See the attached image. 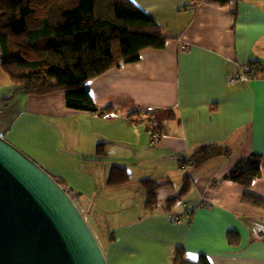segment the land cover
<instances>
[{
    "label": "crops",
    "instance_id": "1",
    "mask_svg": "<svg viewBox=\"0 0 264 264\" xmlns=\"http://www.w3.org/2000/svg\"><path fill=\"white\" fill-rule=\"evenodd\" d=\"M132 1L154 15L168 41L86 83L108 111L68 108L65 90L27 95L0 66L1 106L18 108L2 134L65 181L103 236L108 264H174L178 247L189 261L264 264V208L244 203L246 188L227 178L238 161L259 154L261 175L249 189L264 197V0ZM250 62L262 70L232 81ZM205 143L231 154L190 167L189 190L168 206L186 175L174 157ZM114 166L129 172L126 182L108 184ZM145 179L162 184L152 209ZM230 231L238 236L230 240Z\"/></svg>",
    "mask_w": 264,
    "mask_h": 264
},
{
    "label": "trees",
    "instance_id": "2",
    "mask_svg": "<svg viewBox=\"0 0 264 264\" xmlns=\"http://www.w3.org/2000/svg\"><path fill=\"white\" fill-rule=\"evenodd\" d=\"M167 41L168 36L154 15L132 0H0V66L27 95L42 96L65 90V104L74 110L108 111L110 107L96 105L86 83L123 61L138 60L145 49L164 48ZM249 64V75L255 77L262 65ZM101 147L100 144L98 152L103 153ZM230 154L228 146L205 143L190 155L185 154L190 161L188 167L177 163L188 171L212 157ZM50 174L75 201L65 181ZM260 175L261 157L253 153L238 161L227 178L246 188L242 196L244 203L264 208V197L249 189ZM184 178L180 193L167 200L168 206L189 190L190 175L186 173ZM128 179L125 168L114 166L108 184ZM141 182L147 190L146 206L152 209L162 184L153 179ZM237 236L236 232H228L230 240ZM184 253L183 247L176 249L174 264H211L206 255L195 262L187 260Z\"/></svg>",
    "mask_w": 264,
    "mask_h": 264
},
{
    "label": "water",
    "instance_id": "3",
    "mask_svg": "<svg viewBox=\"0 0 264 264\" xmlns=\"http://www.w3.org/2000/svg\"><path fill=\"white\" fill-rule=\"evenodd\" d=\"M0 264H108L72 197L1 134Z\"/></svg>",
    "mask_w": 264,
    "mask_h": 264
},
{
    "label": "built area",
    "instance_id": "4",
    "mask_svg": "<svg viewBox=\"0 0 264 264\" xmlns=\"http://www.w3.org/2000/svg\"><path fill=\"white\" fill-rule=\"evenodd\" d=\"M183 46H188L187 43H183ZM250 64L249 63H246L244 65H242L240 67V69L235 72L232 77H231V80L232 81H237L239 79H245L246 78V75L250 73ZM153 108L152 107H143L142 110H146L147 112L148 111H151ZM151 143L153 145H157L160 140H161V133L157 130H153L151 132ZM175 160L182 165V167H188L189 164H190V161L188 159V157L183 154V153H178L175 157ZM189 215V214H188ZM181 217H177L178 220H180Z\"/></svg>",
    "mask_w": 264,
    "mask_h": 264
},
{
    "label": "rangeland",
    "instance_id": "5",
    "mask_svg": "<svg viewBox=\"0 0 264 264\" xmlns=\"http://www.w3.org/2000/svg\"><path fill=\"white\" fill-rule=\"evenodd\" d=\"M0 57H1V49H0ZM1 102V101H0ZM10 111L11 113H7L6 114V112L7 111ZM18 111V108H14V110H12V108H8L7 109V106H6V101L4 100V101H2V106H1V103H0V134L2 135V136H4L3 134V131H2V129L4 128H6L7 127V125L8 124H3V123H6L7 121H10L12 118H14V114H16V112ZM3 133V134H2ZM5 137V136H4ZM6 138V137H5ZM7 139V138H6ZM32 158V157H31ZM37 162V161H36ZM181 171L182 172H185V173H187L186 171L187 170H184V169H181ZM179 191V190H178ZM73 197V196H72ZM74 200V199H73ZM76 201H74L75 203H76V205L78 206V204H80L79 203V200L78 199H75ZM79 209H80V207H79ZM81 210V209H80ZM82 211V210H81ZM83 213V212H82ZM83 215H84V213H83ZM84 217H85V215H84ZM86 218V217H85ZM87 220V219H86ZM88 222V224L90 225V227H91V229H92V231L94 232V234H95V236H96V238H97V240H98V243H99V245L100 246H102L103 245V236L100 234V233H98V231L94 228V226H93V224L91 223V222H89V221H87Z\"/></svg>",
    "mask_w": 264,
    "mask_h": 264
},
{
    "label": "clouds",
    "instance_id": "6",
    "mask_svg": "<svg viewBox=\"0 0 264 264\" xmlns=\"http://www.w3.org/2000/svg\"><path fill=\"white\" fill-rule=\"evenodd\" d=\"M46 170V169H45Z\"/></svg>",
    "mask_w": 264,
    "mask_h": 264
}]
</instances>
